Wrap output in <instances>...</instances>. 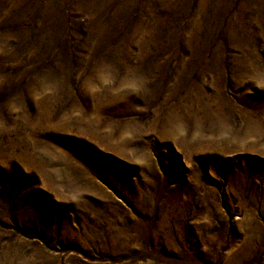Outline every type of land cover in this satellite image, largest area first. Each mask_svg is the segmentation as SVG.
Listing matches in <instances>:
<instances>
[{
    "label": "rangeland",
    "instance_id": "rangeland-1",
    "mask_svg": "<svg viewBox=\"0 0 264 264\" xmlns=\"http://www.w3.org/2000/svg\"><path fill=\"white\" fill-rule=\"evenodd\" d=\"M0 264H264V0H0Z\"/></svg>",
    "mask_w": 264,
    "mask_h": 264
}]
</instances>
